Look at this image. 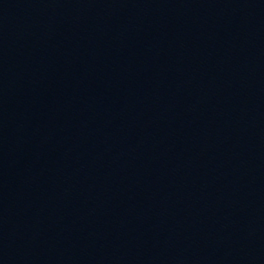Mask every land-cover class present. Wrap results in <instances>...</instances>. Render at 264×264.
Returning a JSON list of instances; mask_svg holds the SVG:
<instances>
[{
	"label": "water",
	"instance_id": "obj_1",
	"mask_svg": "<svg viewBox=\"0 0 264 264\" xmlns=\"http://www.w3.org/2000/svg\"><path fill=\"white\" fill-rule=\"evenodd\" d=\"M0 264H264V0H0Z\"/></svg>",
	"mask_w": 264,
	"mask_h": 264
}]
</instances>
